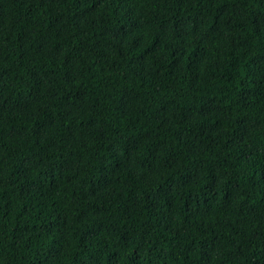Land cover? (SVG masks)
<instances>
[{
    "label": "trees",
    "instance_id": "obj_1",
    "mask_svg": "<svg viewBox=\"0 0 264 264\" xmlns=\"http://www.w3.org/2000/svg\"><path fill=\"white\" fill-rule=\"evenodd\" d=\"M0 264H264V0H0Z\"/></svg>",
    "mask_w": 264,
    "mask_h": 264
}]
</instances>
